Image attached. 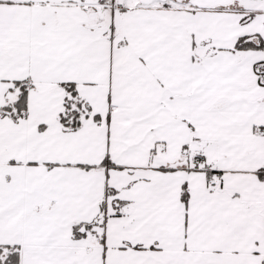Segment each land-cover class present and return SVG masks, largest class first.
<instances>
[{"label": "snow or ice", "instance_id": "6c2138e0", "mask_svg": "<svg viewBox=\"0 0 264 264\" xmlns=\"http://www.w3.org/2000/svg\"><path fill=\"white\" fill-rule=\"evenodd\" d=\"M0 264H264V0H0Z\"/></svg>", "mask_w": 264, "mask_h": 264}]
</instances>
